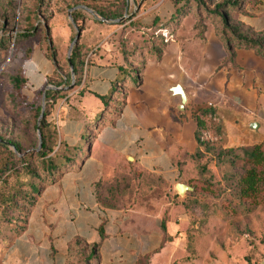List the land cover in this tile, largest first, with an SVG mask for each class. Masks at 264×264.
Masks as SVG:
<instances>
[{
	"label": "rangeland",
	"instance_id": "374dc122",
	"mask_svg": "<svg viewBox=\"0 0 264 264\" xmlns=\"http://www.w3.org/2000/svg\"><path fill=\"white\" fill-rule=\"evenodd\" d=\"M11 1L18 2L15 13L17 30L20 14L34 0H0L1 15ZM85 1L97 11L120 18L104 20L97 12L93 16L83 10L86 16L85 31L80 40L83 52L106 53L110 56L109 62L131 70L133 74L129 81L124 78L125 85H119L114 93L116 97L111 98L108 107L85 134L83 160L94 155V139L99 125L113 118L108 114L105 120H101L104 114L109 110L107 113L119 117L122 110L130 106L139 114L140 124L153 134L150 151L161 152L171 159L173 167L181 174L180 181L195 189L180 203L173 195V188L163 180L148 172L144 177L140 174L135 178L132 164L125 162L118 167L106 168L105 178L101 181L103 189L116 198L114 211L118 205H123L124 208L118 211H124L132 218L157 216L166 222L173 205L182 204L192 217L195 232L222 234L227 249L238 248L243 241L258 251L264 249V193L260 196V203L237 198V179L245 175L249 167L237 158L221 155L225 150L249 149L264 144V116H256L264 104V58L256 50L239 45L237 40L228 42L231 36L224 32L222 20L213 13L217 6L225 4L223 11L230 12L233 25L251 29L242 20L251 17L249 11L254 8L244 6L242 2V12L238 13L236 7L226 5L237 0H203L205 6L201 7L194 2L188 7L182 2L177 9L173 0ZM46 4L47 16L60 15L71 28V41L58 55V62L67 76L69 50L77 34L69 18L72 0H48ZM45 21L42 26L49 28V40L54 45L50 23ZM97 21L106 24L103 30H97L100 26ZM44 28L38 39L45 40ZM248 35L255 37L253 33ZM108 36V42L101 43ZM16 42L14 34L13 46L2 51V66L11 58L12 67L1 71V86H5L10 73L16 70L17 74L26 62V49L22 50V43ZM15 57L17 69H13ZM156 80L160 83L154 86ZM177 84L182 85L187 94L184 112L178 110L180 98L170 97L169 88ZM74 90L76 87L70 92ZM81 96L77 93L60 100L48 118L55 125L60 142L68 136L70 141H79L81 135L73 136L75 128L72 123L86 126L92 120V115H88L82 105ZM31 102L40 105L42 97L38 94ZM8 107L7 103L1 108L3 132L12 125L15 134L24 138V148L36 150L39 147L37 131L15 123L7 112ZM202 108H211L214 114L207 117L197 115ZM234 109L241 113L235 115ZM249 109L255 113L252 119L262 123L257 132L247 127L240 129L241 125H246L242 117L249 116ZM198 117L204 127H199ZM226 122L236 129H228ZM75 168L77 170L78 166ZM115 182L118 186H113ZM197 186H204L207 191L196 193ZM48 190L46 186L28 219L19 222L21 233L7 231L2 237L6 243L0 245V264H74L70 247L75 241L67 251L60 247L65 232L68 234L74 230L73 221L65 223V212L53 209V206L44 209L47 199L57 196L58 187L55 185Z\"/></svg>",
	"mask_w": 264,
	"mask_h": 264
},
{
	"label": "crops",
	"instance_id": "0c3cea01",
	"mask_svg": "<svg viewBox=\"0 0 264 264\" xmlns=\"http://www.w3.org/2000/svg\"><path fill=\"white\" fill-rule=\"evenodd\" d=\"M259 1L260 4L249 11L251 17L244 18L242 22L247 27L253 28L256 33H263L264 0ZM70 13L72 14V10ZM49 23L53 34L54 45H52L57 53L58 62V55H61L62 50L71 41V28L60 15H54ZM102 27L97 26V30H103ZM44 29L46 37L48 36L47 26ZM42 30L39 31L40 34ZM39 33L23 42L21 46L22 50L26 49L27 56L26 62L22 65L27 82L23 94L29 103H32V99L38 94L43 93L44 96L48 87H53L49 85L48 80L56 74L55 62L49 58L50 42L38 39V36L40 38L43 35ZM108 38L109 36L101 43L106 44ZM109 59L110 56L106 53H98L96 50L90 52L82 85L72 92H70L71 86L63 89L70 90L65 99L77 93L82 95L80 98L82 105L86 107L88 115H92L91 122L86 126L72 123L75 128L73 136L78 134L81 136L77 142L70 141L69 136L65 138L62 142L69 146L82 144L91 125L97 122L101 113L108 107L104 106L101 98L116 97L112 94L116 90L115 86L118 83L121 86L125 85V79L120 74L121 67L109 62ZM2 60L3 52L0 50V75L3 69L12 67L11 58L4 66H2ZM17 61L15 57L13 69H17ZM14 72L9 75L7 73L5 86L0 85V117L3 113L1 110L3 104L7 105V96L11 91L10 82L16 70ZM126 81L129 80L126 79ZM159 83L156 80L154 86ZM6 84H9V87H6ZM172 87L169 88V93L170 97L175 99L177 96L170 92ZM65 103L67 104V101ZM248 111L249 116L242 117L246 125H241L240 129L247 127L251 130L250 125L254 122L262 126L261 122L252 119L255 113L250 109ZM107 112L102 118L100 117L101 120H105L108 114L113 118L99 125L98 132L95 133L93 157L89 159L90 156H88L85 161L82 158L78 164L65 170L56 182L48 185V191L56 185L58 193L57 196L47 199L44 209L48 210L49 206H53V209L64 211L65 223L73 221L74 225V230L68 234L65 232V239L60 241L61 250L67 251L73 241L81 239L88 245H100L97 264H137L145 258H149L148 264H264V249L258 251L245 241L237 246L238 248L227 249L224 246L222 234L212 231L195 232L192 217L182 204L173 205L166 222L157 216L144 215L132 218L124 211H118L124 208L123 205H118L116 211L103 207L97 199L96 186L105 178L106 168L118 167L125 162L132 164L135 178H138L140 174L144 177L148 172L163 180L167 186L173 188V195L180 200V203L185 198L177 193L176 186L178 184L188 186L184 181H180L181 174L177 168L173 167L171 159L161 152L150 151L153 134H149L140 124L141 118L134 108L126 106L119 117ZM239 113H241L239 109H234L235 115ZM259 115L264 116V104L256 114V116ZM226 123L228 129H236L231 123ZM77 166L78 169L75 170ZM163 224L166 231H163ZM101 226L104 228V239L100 234Z\"/></svg>",
	"mask_w": 264,
	"mask_h": 264
},
{
	"label": "trees",
	"instance_id": "16d2710c",
	"mask_svg": "<svg viewBox=\"0 0 264 264\" xmlns=\"http://www.w3.org/2000/svg\"><path fill=\"white\" fill-rule=\"evenodd\" d=\"M47 1L34 0L31 6L24 7L17 22V30H15V13L18 2L11 1L7 4L5 12L2 15L0 14V50L6 51L13 46L14 34L17 38L16 43L26 42L35 37L44 28L42 26L44 20H46V23L50 22L53 15L47 16L49 11L46 4ZM73 1L72 5L69 6V10L82 6L97 12L98 16L104 20H116L120 18L117 15L109 16L102 11H97L85 0ZM182 2H185V5L188 7L193 2L198 4L199 7L205 6L203 0H173L176 9ZM242 2L244 6H251L253 8H256L260 4L259 0H237L235 2H227L226 5H228V8L236 7V11L241 13ZM222 7H225V4L217 6L213 13L220 17L224 32L231 36L228 42H233V39L237 40L239 45L256 50L264 58V34L256 33L243 25L241 27L233 25L230 12H224V8ZM72 17L77 28L83 33L85 31L86 20L84 11L75 10L72 12ZM96 23L101 26L106 25L102 21H97ZM47 32L48 36L45 37V41L50 42L49 58L55 62L56 67L55 77L50 78L48 83L56 89L49 90L46 93L44 119L39 126L42 104L29 103L28 99L24 96L23 91L26 88L27 82L22 68L19 69L18 73L11 80V91L7 96V103L9 105L7 108L8 114L15 123H21L24 129L32 128L34 131H38L39 129L42 135V148L40 150H38L39 147L36 150L25 149L23 145L24 138L15 134L16 129L12 125L5 132H3L0 126V225L2 227L0 228V245L6 243L2 237L7 231L16 234L21 233L18 226L19 222L28 219L45 187L56 182L65 170L82 160V144L69 146L64 142H60L55 125L48 118L52 116L57 103L68 96L70 90L63 89H67L73 83L74 87L82 85L85 67L88 64L87 58L90 53H84L83 45L80 43L73 50L70 59L75 74V79L73 80L70 66L69 73L66 76L65 71L62 70L57 62V53L49 40L50 32L48 27ZM248 33H253V36L256 38L250 37ZM120 74L122 78L124 77L129 80L132 78L131 74L133 73H131V70L128 71L121 67ZM119 85L121 84L118 83L115 89ZM114 93L112 92V94ZM40 97H43V93L40 94ZM101 100L107 107L111 98H101ZM197 112V115L201 114L203 117L214 114V110L211 108H202ZM197 123L200 128L204 127V123L199 117L197 118ZM221 155L231 156L233 159L237 158L249 167L246 174L237 179L236 197L244 202L260 203V196L264 193V144L249 149L225 150ZM113 186H118V182H115ZM204 189L207 191V188L204 186L202 188L197 186L196 193ZM96 195L103 207L109 210L115 209V196L113 194L109 195V192L103 189L101 183L96 186ZM9 225L13 226L9 229ZM13 227L15 228L12 229ZM163 231H166L164 224ZM100 234L101 238L104 239L103 226L100 227ZM81 243L85 242L77 239L73 246L70 247L71 261L74 264H97L100 245H88L85 243L82 246ZM148 260L149 258L141 259L137 264H148Z\"/></svg>",
	"mask_w": 264,
	"mask_h": 264
},
{
	"label": "water",
	"instance_id": "95a60500",
	"mask_svg": "<svg viewBox=\"0 0 264 264\" xmlns=\"http://www.w3.org/2000/svg\"><path fill=\"white\" fill-rule=\"evenodd\" d=\"M75 10H85V11H87L89 14L95 16L94 11H92V10L86 8V7H82V6H81V7H77V8H75V9H73L72 12L75 11ZM70 20H71V22H72V24H73V26L75 27V30H76V32H77L76 37H75V39L73 40V42H72V44H71V46H70L69 56H68V58H69V64H70V68H71V75H72V78H73V80H74V79H75V74H74L73 66L71 65V61H70V59H71V55H72L73 50H74V49L79 45V43H80V40H81V37H82V31L79 30V29L77 28V26H76L74 20H73L72 17H71V13H70ZM71 87H72V88L74 87V83L71 85ZM55 89H56V88H54V87H48L47 90H46V92L44 93L43 100H42V114H41L40 119H39V124H40L41 121L44 119V113H45V109H46V93H47V91H49V90H55ZM170 92H171L172 95L177 96V97L180 98V102H181V103H180V105L178 106V110H179L180 112H184V111H185V105H186L187 102H188V98H187V94L185 93L183 87H182L180 84H177V85H175L174 87H172V88L170 89ZM250 128H251V130L257 132V131H259V129L261 128V125H260L259 123H257V122H254V123H252V124L250 125ZM37 133H38V138H39V148H38V150H40V149L42 148V135H41V132H40L39 129H38ZM176 191H177V193H178L180 196L184 197V196H186L187 194L194 192L195 189L192 188V187H190V186H186V185H183V184H178V185L176 186Z\"/></svg>",
	"mask_w": 264,
	"mask_h": 264
}]
</instances>
